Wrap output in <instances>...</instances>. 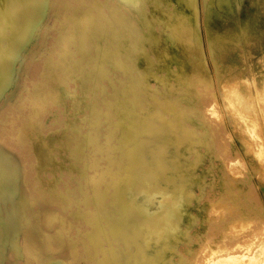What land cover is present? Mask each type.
<instances>
[{
	"label": "bare ground",
	"instance_id": "6f19581e",
	"mask_svg": "<svg viewBox=\"0 0 264 264\" xmlns=\"http://www.w3.org/2000/svg\"><path fill=\"white\" fill-rule=\"evenodd\" d=\"M200 2L203 20L199 0H0V264H178L196 217L245 189L244 165L264 190V0ZM207 111L234 156L212 199L193 189L218 156ZM3 141L31 157L25 207ZM262 246L208 245L206 264H264Z\"/></svg>",
	"mask_w": 264,
	"mask_h": 264
},
{
	"label": "rangeland",
	"instance_id": "374dc122",
	"mask_svg": "<svg viewBox=\"0 0 264 264\" xmlns=\"http://www.w3.org/2000/svg\"><path fill=\"white\" fill-rule=\"evenodd\" d=\"M200 5V17L201 20L204 18V10L203 6L199 0ZM70 9H74L73 6H70ZM56 30L48 31L46 39L41 42L43 39H40V42L36 45L35 48V57L41 60L42 63L43 56L42 50L45 48H49L53 42L51 40V34L55 33ZM204 38H205V32H204ZM204 44L206 46V51H208L206 38L204 41ZM208 53V52H207ZM208 64L210 69H212V63L209 58H207ZM40 63V64H41ZM39 65H37L38 67ZM40 70L43 69L40 65ZM38 73V71H37ZM34 82L32 81L29 87H32L34 90ZM212 88H215V84L213 83L212 86L209 88L203 89L202 94H211L210 90ZM20 94H27V90L24 88V85H19L16 88V92L14 93V96H20ZM13 96V98H14ZM21 98H24V101H28L29 98L27 96L21 95ZM27 104V102H25ZM18 109L20 107L17 106L16 102L10 109V111H13L11 115H15ZM205 113V112H204ZM207 124L210 125L209 127L212 128V130L216 131L215 134L218 137V141L215 142V146L217 145V152L218 156H216L213 161L216 160V165L213 166V169L208 174L207 180L212 181L213 183L211 185H200L193 186L194 192L199 195L202 198H215L219 194L220 184L223 183L220 180L228 181V178L224 176L222 179V174H224V171L222 170V167L220 166V161L217 162V160H222V156L226 158H231L233 156V151L231 146L228 148L224 147L222 143L225 137L229 135L227 130V125L224 126L222 124L218 125V121H221L218 118V115L209 113L207 111ZM221 115V114H220ZM222 117V116H221ZM218 118V119H217ZM225 122V121H224ZM206 123L204 121L196 123L199 128L205 129ZM214 123V124H213ZM216 123V124H215ZM213 124V125H212ZM222 125V126H220ZM223 127V129L219 130L218 127ZM225 128V130H224ZM217 129V130H216ZM219 132V133H218ZM214 134V135H215ZM2 141V140H1ZM0 141V143H1ZM229 141V140H228ZM235 145V144H234ZM2 147L4 149V152L10 157L16 156L19 159L18 166L21 170V189H20V195L18 197L17 203L20 204L21 207H25L27 205V202H29V187L27 185V177L26 173H30L34 167H32L31 157H28V161H25L22 159V156L18 154V150H15L14 147L9 145L8 143L4 142L2 143ZM236 155V153H234ZM236 159V158H235ZM239 161V160H238ZM241 161V160H240ZM26 164L28 165V168H25ZM244 173L247 174V185L245 186V189L240 193L237 189V186L230 187V190H227L222 196L221 199L224 203L225 211L224 216H220L221 218L214 219L212 221H208L206 219L203 220L200 216L196 217V222H192L189 231L191 235V243L186 244L184 240L180 241L177 245V250L179 251L177 253L178 255H183L181 259L182 262H178V264H206V247L210 245L211 247L216 248L218 251L223 248H229V249H244L246 246H253L256 243H262V247L264 249V190L263 188L258 184L259 178L255 174H252L251 167H247L244 165ZM33 171V170H32ZM246 176V175H245ZM249 177V178H248ZM234 191V192H230ZM239 217L246 218L248 220V225L243 228L242 233H238L236 226L232 225L233 220ZM239 221V220H238ZM241 221V220H240ZM241 229V228H240ZM239 230V229H238ZM237 234V235H236ZM260 237H262L260 239ZM189 245V246H188ZM192 262L190 261V259ZM178 259V258H177ZM205 259V261H204ZM234 264H256V260L254 258L251 259H244V257H241L237 260Z\"/></svg>",
	"mask_w": 264,
	"mask_h": 264
}]
</instances>
